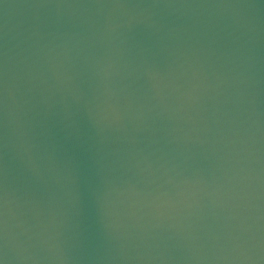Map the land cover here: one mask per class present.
I'll use <instances>...</instances> for the list:
<instances>
[{"label":"water","instance_id":"95a60500","mask_svg":"<svg viewBox=\"0 0 264 264\" xmlns=\"http://www.w3.org/2000/svg\"><path fill=\"white\" fill-rule=\"evenodd\" d=\"M0 264H264V0H0Z\"/></svg>","mask_w":264,"mask_h":264}]
</instances>
